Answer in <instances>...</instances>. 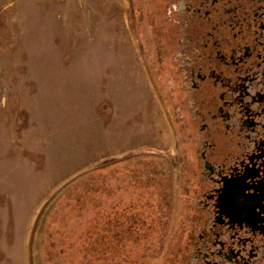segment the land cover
Returning <instances> with one entry per match:
<instances>
[{
	"label": "rangeland",
	"instance_id": "1",
	"mask_svg": "<svg viewBox=\"0 0 264 264\" xmlns=\"http://www.w3.org/2000/svg\"><path fill=\"white\" fill-rule=\"evenodd\" d=\"M166 0H0V264H175L193 209Z\"/></svg>",
	"mask_w": 264,
	"mask_h": 264
},
{
	"label": "flooded vegetation",
	"instance_id": "2",
	"mask_svg": "<svg viewBox=\"0 0 264 264\" xmlns=\"http://www.w3.org/2000/svg\"><path fill=\"white\" fill-rule=\"evenodd\" d=\"M192 179L175 264H264V0H166Z\"/></svg>",
	"mask_w": 264,
	"mask_h": 264
}]
</instances>
